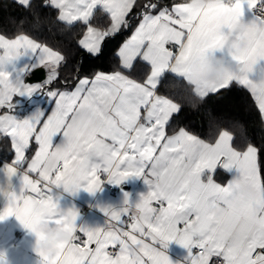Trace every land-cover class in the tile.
Instances as JSON below:
<instances>
[{"label": "snow or ice", "instance_id": "1", "mask_svg": "<svg viewBox=\"0 0 264 264\" xmlns=\"http://www.w3.org/2000/svg\"><path fill=\"white\" fill-rule=\"evenodd\" d=\"M12 3L19 10L8 21L13 31L0 30V141L12 154L0 166L7 202L0 222L14 216L37 240L51 229L74 234L53 251L35 247L40 264H172L164 251L170 242L187 250L186 264H264V138L255 143L239 121L206 108L213 97L244 89L264 124V0H240L231 9L241 19L248 13L247 33L187 0ZM76 25L84 29L79 39ZM49 29L64 34L67 54L39 38ZM122 30L131 36L111 53L112 69L97 70ZM240 42L247 51L227 79L179 99L167 91L169 80L183 83L194 59ZM73 49L86 55L77 60ZM37 73L43 78L28 83ZM36 95L51 102L50 112L19 118L17 97ZM190 114L220 129L214 139L195 131ZM221 173L230 177L226 183L218 182ZM131 178L143 179L147 193L135 200L124 193L119 208H101L103 227L78 225L77 210L59 207L60 189L94 194ZM241 181L257 199L236 198Z\"/></svg>", "mask_w": 264, "mask_h": 264}, {"label": "crops", "instance_id": "2", "mask_svg": "<svg viewBox=\"0 0 264 264\" xmlns=\"http://www.w3.org/2000/svg\"><path fill=\"white\" fill-rule=\"evenodd\" d=\"M239 2L240 0H232V4L227 5L226 0H192L187 2V5L197 11L219 12L222 23L227 25L231 30L238 33H247L251 29V25L247 20L248 13L246 12L245 18L241 19L235 11L231 10ZM255 18L260 19L256 16ZM246 51L247 44L240 42L231 47V51L226 49L223 52L218 51L196 58L187 66L183 73V79L192 85L194 91L200 90L204 84L225 80L238 70V60ZM194 65H199L200 68L210 67L215 69H221L224 65H229L236 70L219 79L202 80L194 77ZM171 67H175L174 62ZM17 100L19 103L15 114L21 119L30 117L38 109L43 110L45 113L51 110V102L40 95L31 98L17 97ZM2 112L3 110L0 109V113ZM59 141L60 137L54 139V143H59ZM3 142L0 141V166L6 162L11 163L12 160V155L9 158L7 154L2 153ZM27 155L30 156L31 153ZM31 178L34 180L38 179L36 174H32ZM229 178L227 174L223 173L217 177L218 182L221 183H226ZM2 179L3 174L0 173V180ZM102 179H106V177H102ZM12 183L18 191L21 183L20 180L14 178ZM102 189V191L94 194H90L83 189L75 193L64 192L60 189L58 190L60 197L59 207L62 211L72 208L77 210L79 213L77 218L78 225L89 228L103 227L107 218L101 211V208L107 206L119 208L124 193H128L130 198L135 200L139 195L146 194L148 191L147 185L140 178H131L119 186L105 183L102 185ZM235 195L238 200L244 201L257 199L259 194L250 184L241 181L235 188ZM6 205V200L3 196H0V211ZM72 234V232L63 229H51L45 231L42 238L37 240L35 235L25 229L14 216L8 217L3 222H0V264H40V257L37 255L35 247H39L44 251H53L62 244H69L71 242L69 237ZM62 235L63 238H61ZM45 241L50 242L49 249L41 246ZM164 251L169 256L172 264H186L185 257L188 255L187 250L176 242H170Z\"/></svg>", "mask_w": 264, "mask_h": 264}, {"label": "trees", "instance_id": "3", "mask_svg": "<svg viewBox=\"0 0 264 264\" xmlns=\"http://www.w3.org/2000/svg\"><path fill=\"white\" fill-rule=\"evenodd\" d=\"M190 1L192 0H187V2ZM18 13L19 10L12 3V0H0V30L11 33L13 28L8 22L9 18L17 15ZM83 31L84 29L81 25H76L72 31L73 38L79 39ZM130 35L131 31L122 30V34H118V36L114 40L110 41L105 47V57L100 61H96L94 67L100 71H110L115 63L114 57L111 55V53H114L115 49ZM39 38L48 43L54 49L64 51L65 54H67V46L63 33L58 32L55 29H49L44 31ZM72 54L77 60L81 56L86 55V53L83 51L77 52L75 49H73ZM166 87L168 92L180 94L174 96L176 99L181 98V95L187 97L192 91H194L192 85L189 84L185 79H183V83L169 80ZM206 108L209 111H214L218 116L222 117L225 122L229 120L239 121L241 125L247 129L248 136L255 143L259 144L261 139L264 138V124H262L260 121V115L254 100L246 90L237 89L233 92L231 97L224 100L213 97L211 100H209ZM190 117L192 122L196 125L195 131L205 139H214L216 134L220 131L219 128L210 129L207 120L203 119L200 115L190 114ZM5 144L6 142L4 141L2 144V153L7 154V157L10 158L12 154L5 153Z\"/></svg>", "mask_w": 264, "mask_h": 264}, {"label": "clouds", "instance_id": "4", "mask_svg": "<svg viewBox=\"0 0 264 264\" xmlns=\"http://www.w3.org/2000/svg\"><path fill=\"white\" fill-rule=\"evenodd\" d=\"M236 69L232 66L229 65H224L221 69H215V68H210V67H205V68H200L199 65H194L193 66V72H194V77L199 78L202 80H214V79H219L224 75L231 74L235 71ZM63 238V235L62 237ZM74 238V234H72L69 239L72 241ZM45 249L50 248V242L45 241L41 245Z\"/></svg>", "mask_w": 264, "mask_h": 264}, {"label": "water", "instance_id": "5", "mask_svg": "<svg viewBox=\"0 0 264 264\" xmlns=\"http://www.w3.org/2000/svg\"><path fill=\"white\" fill-rule=\"evenodd\" d=\"M42 78H43L42 73H37V74L34 75L33 78L29 77V78L27 79V82H30V83H36L38 79H42Z\"/></svg>", "mask_w": 264, "mask_h": 264}, {"label": "built area", "instance_id": "6", "mask_svg": "<svg viewBox=\"0 0 264 264\" xmlns=\"http://www.w3.org/2000/svg\"><path fill=\"white\" fill-rule=\"evenodd\" d=\"M226 4L227 5H231L232 4V0H226ZM254 16L260 18V10H257V12L254 14ZM155 206V205H154ZM125 219H127V217H125ZM109 251H112L111 249H109ZM195 251V250H194Z\"/></svg>", "mask_w": 264, "mask_h": 264}]
</instances>
